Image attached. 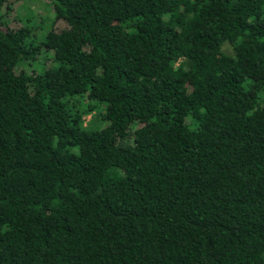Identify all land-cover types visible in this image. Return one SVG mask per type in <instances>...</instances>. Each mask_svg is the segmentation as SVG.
Returning <instances> with one entry per match:
<instances>
[{"label":"trees","instance_id":"obj_1","mask_svg":"<svg viewBox=\"0 0 264 264\" xmlns=\"http://www.w3.org/2000/svg\"><path fill=\"white\" fill-rule=\"evenodd\" d=\"M15 1L0 264H264V0Z\"/></svg>","mask_w":264,"mask_h":264},{"label":"rangeland","instance_id":"obj_2","mask_svg":"<svg viewBox=\"0 0 264 264\" xmlns=\"http://www.w3.org/2000/svg\"><path fill=\"white\" fill-rule=\"evenodd\" d=\"M26 17L30 19L33 33L36 38H41L48 30L59 31L64 27V23L54 19L52 8L47 0H20L12 2L4 19L11 29L19 28ZM226 52L231 50L225 47ZM86 121L89 117L85 118Z\"/></svg>","mask_w":264,"mask_h":264}]
</instances>
